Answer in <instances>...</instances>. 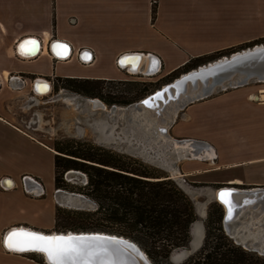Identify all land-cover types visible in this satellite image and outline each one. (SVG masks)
<instances>
[{
	"label": "crops",
	"instance_id": "0c3cea01",
	"mask_svg": "<svg viewBox=\"0 0 264 264\" xmlns=\"http://www.w3.org/2000/svg\"><path fill=\"white\" fill-rule=\"evenodd\" d=\"M155 3L152 20L153 0H0V185L9 187L0 189V264H46L6 250L2 239L13 228L54 229L58 208L56 152L18 125L9 110L10 92L42 99L53 91L57 77L121 81L127 70L117 61L125 54L154 56L168 75L198 58L264 42V0ZM27 37L40 41L32 58L16 54V45ZM65 51L69 56L60 58ZM129 62L136 66L138 60ZM150 63L147 59L143 66ZM261 90L264 82L251 83L184 108L171 135L211 156L180 162L179 174L195 183L264 187ZM26 175L40 184H27L37 189L35 197L23 189L20 179Z\"/></svg>",
	"mask_w": 264,
	"mask_h": 264
},
{
	"label": "trees",
	"instance_id": "16d2710c",
	"mask_svg": "<svg viewBox=\"0 0 264 264\" xmlns=\"http://www.w3.org/2000/svg\"><path fill=\"white\" fill-rule=\"evenodd\" d=\"M155 4L151 8L152 20L156 15ZM217 55L190 61L164 78L171 82L180 74L195 69ZM55 81V88L99 98L108 105H129L158 89L156 83H149L151 86L156 85L149 90L148 83L137 82L134 83L135 88L131 89L135 94L125 97L110 92L103 95L106 85L124 81L68 77H57ZM52 148L56 152L55 188L84 195L97 205L94 211L61 213L57 208L56 231L90 232L116 228L118 234L138 243L153 262L157 258L166 261L173 249L188 243L196 213L184 189L174 180L150 171L136 160L89 142L71 140L65 144L54 143ZM69 170L81 171L87 176L83 188L71 189L63 183L62 174ZM217 205L216 214L206 218L202 247L184 264H264V256L236 245L225 234L222 227L224 210L220 204ZM28 255L44 263L38 254Z\"/></svg>",
	"mask_w": 264,
	"mask_h": 264
},
{
	"label": "rangeland",
	"instance_id": "374dc122",
	"mask_svg": "<svg viewBox=\"0 0 264 264\" xmlns=\"http://www.w3.org/2000/svg\"><path fill=\"white\" fill-rule=\"evenodd\" d=\"M263 43L264 42L258 43L257 45ZM246 48L248 47L241 50H245ZM234 52L236 51L219 53L212 60H208L204 64L229 56ZM204 64H201L200 66ZM165 76L166 75L161 71L153 76L126 72L124 79L121 80L124 81V83L114 82L113 84L106 85L103 95L110 92L115 93L117 96L131 97L135 94L131 89L135 88L134 83L137 82L148 83L149 90H152L157 85V90H160L163 86L174 80L173 79L169 82L170 79L164 78ZM149 83H156V85L151 86ZM55 84H57L56 81ZM159 84L160 86L158 87ZM157 90L146 95L141 100L148 98ZM10 93L11 97L8 99L9 110L19 119L18 125L42 140L51 148L54 143L65 144L71 140L89 142L92 145L106 149L109 152L136 160L147 167L150 171L157 172L161 176H166L168 179L174 180L184 189L187 198L192 202L196 213V220L190 228L189 241L185 246L173 249L166 261L157 258V260L153 262L148 257L152 264H184L199 252L204 242L206 218L214 213L216 214V211L218 210L217 204H219V202L215 197V193L218 188L223 187L224 185L216 186L212 184L195 183L190 177L187 178L179 174L180 162L192 157H187V151L172 149L171 145L173 140L178 139L171 135L170 128L181 117L182 111L186 106L177 109L175 112L169 110V113H171L170 117L164 116L166 117L165 122L161 123L160 127L165 126L166 132L161 133L158 131L155 135H159L160 137L165 136L164 139L167 140V143L164 144V146L159 144L156 148L153 147L155 144L153 141H146L142 135L135 132L133 136V131L129 128V123L125 120L127 109L130 107L129 105L138 103L141 100L129 105H108L104 100L96 98L105 105V108L101 109L98 106L93 105L91 102L84 101V99L87 100L94 98L61 87L55 88L54 86L53 91L42 99L40 97L36 98L32 94H26V92H23L22 94L15 92ZM112 106L116 107L113 111H111ZM109 113H111V115H109ZM195 150L197 152L198 148L195 147ZM191 156H193V154H191ZM67 172L62 174V181L71 189H81L87 183V176L81 171H77L81 177H79L78 174L75 179H68L66 177ZM20 181L23 182L22 179H20ZM30 196L35 197L36 194L34 193ZM57 204L61 213L62 211L66 212L74 210L66 208L58 202ZM94 210H96V208L84 209V211ZM51 231L66 232L56 231L55 229L48 232L50 233ZM100 232L122 236L117 233L116 228H110V230ZM136 244L141 248L138 243ZM40 258L41 257H38L39 260H41Z\"/></svg>",
	"mask_w": 264,
	"mask_h": 264
},
{
	"label": "water",
	"instance_id": "95a60500",
	"mask_svg": "<svg viewBox=\"0 0 264 264\" xmlns=\"http://www.w3.org/2000/svg\"><path fill=\"white\" fill-rule=\"evenodd\" d=\"M29 41H35L36 43L33 46L31 43H27ZM256 45L257 44H254L251 47L246 48L245 50L236 51L229 56L223 57L222 60L218 59L217 62L213 61L212 64L207 63L199 66L188 71L186 75H179V77L175 78L171 83L163 86L158 92L156 91L154 94L150 95L144 100L139 101L138 103L129 105L134 107V110H130L126 113V122H131L132 114L137 113L141 115L143 113L140 112L143 109H153L159 104H161L162 106L171 99L177 102L179 108H183L188 104L205 99L221 91L242 87L251 83L264 82V46H262V44H259L260 46ZM52 46L53 44H49L48 50H51ZM26 47L29 49L26 50ZM39 49V39L34 37H27L23 38L16 45V54L19 57L32 58L38 54ZM68 56L69 51H65L64 53H60L59 55V57L62 59H66ZM129 59L138 60L137 66L129 62ZM147 59L150 60L151 63L149 66L144 67L142 61L144 62ZM121 61H123V63H121ZM118 62L122 67L126 68L128 72L130 71L129 73L131 74L153 76L160 71L158 59L151 55L144 56L140 54H125L119 58ZM38 82L39 81H35L33 83L34 91H36L35 85L38 84ZM87 101H91V103L97 105L98 107H101V103L96 98L87 99ZM114 107L115 106H112L111 109H113ZM109 115H111V113H109ZM139 115L137 117H139ZM133 122L132 127L137 128L136 120L134 119ZM160 132H166L165 126H162L160 128ZM152 137L155 141L153 147L157 148V145L161 144L162 146H164V144L167 143V140L164 139L165 136L159 137L158 135L154 134L152 135ZM178 144H187V157H209L207 154H205V149L196 152V146L193 142L178 140ZM171 146L173 149V142ZM191 154H193V156H191ZM72 171L73 170L68 171L66 173V177L70 176V173ZM226 186L231 185H224L223 188L220 187L217 190L219 195L225 190H228L225 192L231 193V196L227 198L230 203H221V206L224 210L222 227L225 234L230 239H232L236 245L243 247L245 250L256 252L259 255H264V244L261 246L259 241H253V239L247 237L249 233L244 229L245 224L244 222H242L243 215H240L238 219L234 218L236 213L243 207L250 206L253 210L254 207L259 204L264 205V187L251 188L248 190L245 189L240 190L241 192H237L235 190H232V188L226 189ZM238 193L243 194L244 196L242 198V201H244L243 204L237 202L235 198H233V194ZM57 197H65L64 207L66 208L69 207L66 201H73L74 203L78 204L76 205V208L74 210L97 208V205L92 200L78 193L56 189V200ZM220 200L221 199H218V202ZM229 208L231 209V215H229ZM261 220H264V216L261 217ZM260 227L262 230H264V223H261ZM13 231L22 233H36L46 237L63 236L85 238V243L91 249V255L85 257L84 259L77 260L75 264H85V261L87 262V264H152L147 254L136 243L122 236L111 235L100 231L81 232L78 234L68 233L66 235H46L44 233L49 232L19 227L13 228L4 234L2 239L4 247L7 235ZM5 249L10 251L6 247ZM23 252H29L25 254H36L33 252L37 251L29 250ZM44 262L47 263L45 260ZM65 264H73V262L66 261Z\"/></svg>",
	"mask_w": 264,
	"mask_h": 264
},
{
	"label": "bare ground",
	"instance_id": "6f19581e",
	"mask_svg": "<svg viewBox=\"0 0 264 264\" xmlns=\"http://www.w3.org/2000/svg\"><path fill=\"white\" fill-rule=\"evenodd\" d=\"M256 46H260V45H256ZM262 46H264V43L262 44ZM222 59L223 58H221V60ZM215 62H217V60ZM142 63H143V61H142ZM210 64H212V62ZM186 74H187V72L184 73L183 75H186ZM48 88H49V86H48ZM158 91L159 90H157V92ZM48 92H49V90H48ZM263 92L264 91L261 90L260 94H262ZM84 101H87V100L84 99ZM88 102H91V101H88ZM99 102L101 103V107H99V108H101V109L105 108V105L101 101H99ZM93 105H95V104H93ZM95 106H97V105H95ZM115 108L116 107L111 109V111L115 110ZM177 109H179L178 104L173 99L167 101L162 106H161V104H159L156 107H154L153 109H151V108L143 109L140 112V113H143L141 115H139L137 113L136 114H132L131 122H128L129 123V128L133 131V136H134V133L136 132V133L142 135L143 138H145L146 141H148V142L153 141L155 143L152 135H154L156 132L160 131V128H161L160 124L165 122V118L166 117H164V116L170 117L171 113H169V110H172L173 112H175ZM130 110H134V107L130 106L127 109V112L130 111ZM138 115H139V117H137ZM134 119L136 120L137 128L132 127V122H133ZM174 146H176V147H174ZM174 149L184 150V151L188 152L187 144H178L177 140H173V150ZM208 155H210V154H208ZM78 174L79 173H77V172H75L73 170L70 173V176H67V178L68 179H75V177ZM79 177H80V175H79ZM225 188L226 189L232 188V190H235L237 192H241L240 190H245V189H238V188H235V187H225ZM246 190H248V189H246ZM35 191H36V193L38 192L37 189H35ZM225 191H228V190H225ZM215 197H216L217 201H218V199H220V195L218 194V191H216ZM243 197H244L243 194H240V193L233 194V198H235V200L237 202L241 203V204L244 203V201H242ZM57 200L62 206H64L65 197H57ZM66 203L68 204V206H69L68 208H70V209H75L76 205H78V204L74 203L73 201H66ZM221 203H222V201L220 200L219 204L221 205ZM261 206H263V207H261ZM240 215L241 216L243 215L242 222H244V224H245L244 229L246 231H248V233H249L247 237L250 238V239H253V241H259V243L262 246L264 244V235H263L264 230L261 229L260 225H261V223H264V220H261V217L264 216V205L259 204L256 207H254L253 210H252V207H250V206L243 207L236 213L234 218L238 219V217ZM68 233L78 234V233H81V232H73V231L55 232V231H52L50 233H44V234H46V235H48V234H54V235L63 234V235H66ZM111 235H114V234H111ZM10 252H15V253H20V254L23 253V252H16V251H10ZM25 253H29V252H25ZM33 253H36V254L40 255L48 264H50V261L48 260V257H47L46 253H42V252H38V251L37 252H33Z\"/></svg>",
	"mask_w": 264,
	"mask_h": 264
},
{
	"label": "snow or ice",
	"instance_id": "6c2138e0",
	"mask_svg": "<svg viewBox=\"0 0 264 264\" xmlns=\"http://www.w3.org/2000/svg\"><path fill=\"white\" fill-rule=\"evenodd\" d=\"M27 43H31L34 46L36 42L29 41ZM121 63H123V61H121ZM230 196L231 193L229 192L220 193L221 201L226 204L230 203L227 199ZM229 215H231L230 208ZM5 247L10 251L23 252L31 250L46 253L50 264H65L66 261H72L73 264H75L77 260L84 259L91 255V249L85 243V238L83 237H46L36 233L13 231L7 235ZM85 264H87L86 261Z\"/></svg>",
	"mask_w": 264,
	"mask_h": 264
},
{
	"label": "built area",
	"instance_id": "2783aa9c",
	"mask_svg": "<svg viewBox=\"0 0 264 264\" xmlns=\"http://www.w3.org/2000/svg\"><path fill=\"white\" fill-rule=\"evenodd\" d=\"M155 2V0H153V3ZM70 22L72 23V22H74V19H71L70 20ZM117 66H118V68H124V67H122L120 64H119V62L117 61ZM127 70V69H126ZM127 72H128V70H127ZM22 180H23V182H22V186H23V189H24V191H25V193H27L28 195H32V194H34V193H36V191L33 189V188H31V187H29V186H27V184H28V182H31L32 184H34V185H37V186H39L40 184H39V182L37 181V180H35L34 178H32V177H30V176H23L22 177ZM0 189L1 190H7V189H9V187H7L6 185H0Z\"/></svg>",
	"mask_w": 264,
	"mask_h": 264
},
{
	"label": "flooded vegetation",
	"instance_id": "af4514ba",
	"mask_svg": "<svg viewBox=\"0 0 264 264\" xmlns=\"http://www.w3.org/2000/svg\"><path fill=\"white\" fill-rule=\"evenodd\" d=\"M54 84H55V81H54ZM55 86V85H54Z\"/></svg>",
	"mask_w": 264,
	"mask_h": 264
}]
</instances>
